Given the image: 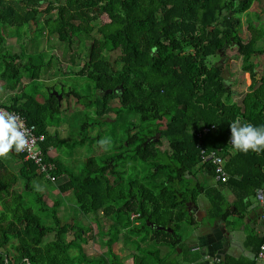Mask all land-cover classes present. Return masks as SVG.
Returning a JSON list of instances; mask_svg holds the SVG:
<instances>
[{
	"label": "trees",
	"instance_id": "trees-1",
	"mask_svg": "<svg viewBox=\"0 0 264 264\" xmlns=\"http://www.w3.org/2000/svg\"><path fill=\"white\" fill-rule=\"evenodd\" d=\"M255 1L264 0H0V29L1 25H34L42 34L46 27L79 58L90 41L89 58L76 71L93 83L90 98L78 89L61 91L64 98L69 95L66 109L54 94L57 91L49 88V97L39 101L21 90L23 72L39 80L41 72L51 67L50 61L42 53L30 54L22 62L23 53L0 52V79L8 92H15L0 105L20 112L37 133L46 135L41 144L46 161L56 165L52 173L57 180L69 174L59 185L60 192L72 191L79 211L92 216L98 230L86 225L84 216L64 222L59 215L61 199L49 205L45 195L38 193L34 208L27 201L33 180L42 176L53 181L13 150L22 162L18 172L0 159V264H125L127 255H132L133 264H182L171 256L173 252L163 256L160 246L175 249L183 241L182 223L200 224L191 202L203 195L211 203L209 215L230 223V216L243 217L246 200L264 185V153L238 152L229 142V125L236 118L264 125V71L258 78L259 64L254 59L264 58V47L257 45L264 30L249 22L250 35L245 38L240 16ZM106 5L113 11L103 21ZM5 39L0 32V46ZM232 44L243 60L241 81L246 85L247 72L252 78L240 101L232 99L239 93L233 90L237 81L227 69V49ZM210 56L228 60L225 65L209 62ZM62 72V68L53 71L51 78ZM224 75L229 77V88ZM71 98L88 113L80 127L83 144L89 127L102 123L116 127L131 113L139 119L134 123L127 116L130 124L120 135L121 143L111 152L89 157L78 173L48 150L60 139L49 126L55 116L71 108ZM112 113L116 116L109 121ZM157 134L160 140L155 141ZM117 135L113 129L106 137L114 140ZM162 138L168 141V149L161 148ZM202 149L218 150L223 156L227 181L208 184L207 176L216 178L215 166L203 160ZM21 179L24 191L18 189ZM225 190L233 191L236 201L224 209ZM105 219L110 220L107 230ZM51 233L54 238L45 241ZM120 241L135 247L117 251ZM90 242L106 250L89 253ZM263 244L264 235L248 241L257 254ZM255 263L227 256L217 264Z\"/></svg>",
	"mask_w": 264,
	"mask_h": 264
},
{
	"label": "rangeland",
	"instance_id": "rangeland-1",
	"mask_svg": "<svg viewBox=\"0 0 264 264\" xmlns=\"http://www.w3.org/2000/svg\"><path fill=\"white\" fill-rule=\"evenodd\" d=\"M105 10H107V14L103 15V21L108 20V13L113 11V7L109 5L104 6ZM119 9L122 7L119 5ZM120 11V10H119ZM243 21V34L245 38H248L250 35V31L248 30L249 22L264 30V1H255L252 7L243 14H240ZM39 26H24L22 27H13V26H2L0 32L2 35L6 37L5 42L0 46L1 53H23L22 62L27 61L29 55H33L35 53H42L45 61H50L51 67L45 68L41 72V76L39 80L31 79L29 77V73L23 72L22 79V87L21 90H26L27 92L34 94L37 99L41 102H44L49 97V88H53L54 91L58 93L67 92L69 93L72 89H78L82 94L87 97H91L94 90L93 87L90 86V79L85 76H78L76 71L82 67L84 62L89 58L88 53L90 49V41L87 42L84 47L82 57L77 56L76 52H71L65 43H62L58 40L57 35L51 34L49 30L45 27L43 28V32H38L37 29ZM21 31V33H20ZM21 34V35H19ZM258 47H264V35L258 42ZM237 45L232 44L227 49V55L230 58L228 60L227 57H214L210 56L208 58L209 62L219 61V63H223L225 65V61L228 60L227 69L233 75V80L237 81L234 85V91H237L239 94L232 96L233 100L240 101L241 92L244 91V82L241 81L242 77L241 72H239L243 60L237 54ZM80 51V48L78 49ZM82 58V60H81ZM259 64L261 70H264V58L256 57L254 58ZM59 68H62V73H57V76L53 75V71H57ZM53 69V70H52ZM248 77V73H246ZM229 78V77H228ZM231 78V77H230ZM17 92V91H16ZM52 93V92H51ZM15 94V92H8L5 89L4 82L0 79V102L10 100V98ZM68 95V94H67ZM66 95V97H67ZM70 98V97H69ZM68 99V97H67ZM66 98L62 97L61 100L63 102V107L68 108L69 101ZM70 101V109L64 110L59 115L53 118V124L49 126V129L52 133L59 134V143H56L53 147V150L50 151L52 157L62 162V164L70 171L74 173H78L84 165V162L91 156H101L104 153L111 152L115 146H118L121 142V136L125 134L126 128L129 126L130 121L126 120V117L132 118L134 123H138V115L131 113L129 115H124L121 119L116 122V127H113L112 124H96L92 127H89L87 130L88 137L86 138V143H80V139L82 134L80 132V127L87 118V111L84 106H79L75 103V100L71 98ZM116 114L112 113L107 119L111 121L115 118ZM165 122V120H164ZM165 124V123H164ZM113 129L118 132V135L114 140H111L110 146L105 149L101 147L98 143V134L101 131L103 132V138L107 135L110 136ZM90 137V139H88ZM160 140V137H159ZM162 143L160 144L162 149H168V141L166 138H162ZM2 159L6 165L13 170L14 172H18L20 165L22 164L21 158L11 151L6 158ZM203 177V175H202ZM69 178L68 173L61 174L56 182H50L46 180L45 177H37L33 180V192L27 195V201H31V204L34 205V199L36 194H44L45 200L49 205H53L57 199H61V204L59 208V215L62 220L67 222L72 219H82L84 216L78 209L76 202H74V196L72 191H68L66 193H62L59 190V185L66 182ZM206 181L209 185H217V182L214 178L206 177ZM25 181L23 179L20 180L19 190H23ZM24 191V190H23ZM226 192V193H225ZM225 190V195L227 194L228 199H232L230 196V192ZM198 199V203L202 205V207H209L211 205L208 199L201 195ZM253 203L255 205L258 204L256 198H253ZM225 205L227 203H224ZM36 207V204L33 206ZM84 216L83 221L86 225H92L94 230H97V224L92 220V216L88 218ZM51 220H49L50 222ZM110 220H106L104 222V230L109 228ZM181 233L184 235L185 239L189 237L192 233L193 228L191 225L186 222L181 225ZM123 234V233H122ZM244 237V233L242 232L238 238ZM54 238V233L49 234L45 237V241L52 240ZM237 238V239H238ZM241 239V241H242ZM152 248V245H149ZM119 249L117 251H130L134 249L133 243L129 245H125L123 242H119ZM187 249L186 247H184ZM106 250V246L101 245L99 243L90 242L86 246V251L89 253H99L101 251ZM240 254H244L242 244L238 248ZM160 251H162L163 256H169L171 252V256H174L179 262L182 264H190L191 254L188 251H182V247L178 246L173 249L170 246L162 245L160 246ZM125 264H133L132 255H127L124 258Z\"/></svg>",
	"mask_w": 264,
	"mask_h": 264
},
{
	"label": "crops",
	"instance_id": "crops-1",
	"mask_svg": "<svg viewBox=\"0 0 264 264\" xmlns=\"http://www.w3.org/2000/svg\"><path fill=\"white\" fill-rule=\"evenodd\" d=\"M258 70L260 71L258 78H261L260 75L264 70L262 71L260 66ZM247 73L248 77L246 73L244 74L246 82L244 86L245 91L248 90V86L252 83L251 75L249 72ZM215 180L216 182L218 181L216 178ZM228 191L232 199H228L226 194L225 203L227 204H223L224 209L230 205L234 206V202L236 201L234 192L231 190ZM254 197L257 200L256 194L246 200V209L243 217L237 215L229 217L231 223L225 219H219L209 215L211 205L204 208L198 203L199 200L196 203H190L191 212L196 215L197 220V212L202 216L204 212L206 213L204 220L199 221L200 224L191 225L193 231L188 238L185 239L182 234L183 241L180 246L182 247V251H188L191 254L190 264L195 262L198 264H217L226 261L227 256L235 258L246 257L250 260H256L255 264H264V254H261V249L257 254L253 247L248 245L251 236L257 237V235H264V211L258 200L257 205L253 203ZM225 230L229 231L230 240H226ZM242 232L244 233L243 239L238 238ZM241 244L244 254H240L238 250Z\"/></svg>",
	"mask_w": 264,
	"mask_h": 264
},
{
	"label": "clouds",
	"instance_id": "clouds-1",
	"mask_svg": "<svg viewBox=\"0 0 264 264\" xmlns=\"http://www.w3.org/2000/svg\"><path fill=\"white\" fill-rule=\"evenodd\" d=\"M230 140L238 152L264 153V125L256 126L236 118L229 125ZM30 131L25 128L21 118L15 114L0 109V158H6L11 151L23 152L29 148ZM99 145L105 149L110 146V138H103Z\"/></svg>",
	"mask_w": 264,
	"mask_h": 264
},
{
	"label": "built area",
	"instance_id": "built-area-1",
	"mask_svg": "<svg viewBox=\"0 0 264 264\" xmlns=\"http://www.w3.org/2000/svg\"><path fill=\"white\" fill-rule=\"evenodd\" d=\"M0 109H4L7 112L17 114L23 121L25 128L30 131L31 140H30L29 148L23 152H20L24 155L25 160L33 161L38 166L39 171L45 174L47 178H49V180L53 182L57 181L56 175L52 173L53 170L56 168V165L51 161L48 162L46 161L45 159L46 154L41 144V142L43 143V141H45L46 135H44L43 133H37V127L34 124L29 123L26 120L25 116L22 115L20 112L9 110L8 108L1 105H0ZM53 147L54 146H50L48 148L49 153H51L50 151L53 150ZM201 152L204 161L209 160L214 164L216 179L227 181L228 173L225 169V161L223 156L219 154L218 150L202 149ZM256 197L264 211V185L256 190ZM261 254L262 255L264 254V244L261 246Z\"/></svg>",
	"mask_w": 264,
	"mask_h": 264
},
{
	"label": "water",
	"instance_id": "water-1",
	"mask_svg": "<svg viewBox=\"0 0 264 264\" xmlns=\"http://www.w3.org/2000/svg\"><path fill=\"white\" fill-rule=\"evenodd\" d=\"M224 79L225 82L227 83V87H230V82L228 81V78L224 75ZM117 92V90H115ZM107 92H113L111 90H108ZM55 95L59 96V99H61L63 97V95L59 94L58 92H54ZM69 95H67L68 97ZM160 137V134H157L156 137L154 138L155 141H158ZM206 216V213L204 212V215L202 216L199 212H197V217H198V221H202L204 220V217ZM151 226L157 228V229H167L164 226L161 225H156L155 223H150ZM173 231V230H171ZM225 235H226V240H230V235H229V231L225 230Z\"/></svg>",
	"mask_w": 264,
	"mask_h": 264
},
{
	"label": "flooded vegetation",
	"instance_id": "flooded-vegetation-1",
	"mask_svg": "<svg viewBox=\"0 0 264 264\" xmlns=\"http://www.w3.org/2000/svg\"><path fill=\"white\" fill-rule=\"evenodd\" d=\"M223 64V63H222Z\"/></svg>",
	"mask_w": 264,
	"mask_h": 264
}]
</instances>
